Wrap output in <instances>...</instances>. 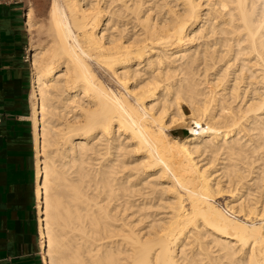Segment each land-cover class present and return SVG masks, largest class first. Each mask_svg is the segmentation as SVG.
Here are the masks:
<instances>
[{
  "label": "bare ground",
  "instance_id": "obj_1",
  "mask_svg": "<svg viewBox=\"0 0 264 264\" xmlns=\"http://www.w3.org/2000/svg\"><path fill=\"white\" fill-rule=\"evenodd\" d=\"M25 19L43 264H264V0Z\"/></svg>",
  "mask_w": 264,
  "mask_h": 264
},
{
  "label": "crops",
  "instance_id": "obj_2",
  "mask_svg": "<svg viewBox=\"0 0 264 264\" xmlns=\"http://www.w3.org/2000/svg\"><path fill=\"white\" fill-rule=\"evenodd\" d=\"M24 9L0 0V264H43Z\"/></svg>",
  "mask_w": 264,
  "mask_h": 264
},
{
  "label": "rangeland",
  "instance_id": "obj_3",
  "mask_svg": "<svg viewBox=\"0 0 264 264\" xmlns=\"http://www.w3.org/2000/svg\"><path fill=\"white\" fill-rule=\"evenodd\" d=\"M24 12L31 8L33 11V21L36 24V30L34 31L33 37L36 44H44L47 41V37L45 34L46 22L48 19V11L50 7V0H23L22 4L20 5ZM27 28V27H26ZM27 32V31H26ZM30 35L27 32V53H26V60L28 64H30L28 56L30 54V47L29 45ZM30 67V65H29ZM31 73V67H30ZM183 111L186 115L185 121L182 124L172 126L169 131V135L172 139L175 138H182L188 135V127L190 123V113L185 105H182ZM177 140V139H175Z\"/></svg>",
  "mask_w": 264,
  "mask_h": 264
},
{
  "label": "built area",
  "instance_id": "obj_4",
  "mask_svg": "<svg viewBox=\"0 0 264 264\" xmlns=\"http://www.w3.org/2000/svg\"><path fill=\"white\" fill-rule=\"evenodd\" d=\"M4 1H7V2L13 3V4H17V5H21L23 0H4ZM0 123H1V115H0ZM187 131H188V134H189L190 133L189 130H187Z\"/></svg>",
  "mask_w": 264,
  "mask_h": 264
}]
</instances>
